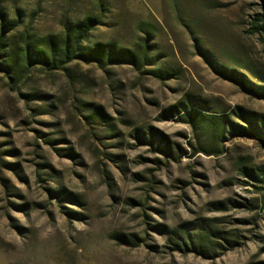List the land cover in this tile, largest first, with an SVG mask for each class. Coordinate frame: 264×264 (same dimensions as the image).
<instances>
[{"label": "rangeland", "instance_id": "rangeland-1", "mask_svg": "<svg viewBox=\"0 0 264 264\" xmlns=\"http://www.w3.org/2000/svg\"><path fill=\"white\" fill-rule=\"evenodd\" d=\"M15 6V40L93 15L91 43L148 38L152 57L0 72V264H264V1Z\"/></svg>", "mask_w": 264, "mask_h": 264}, {"label": "trees", "instance_id": "trees-1", "mask_svg": "<svg viewBox=\"0 0 264 264\" xmlns=\"http://www.w3.org/2000/svg\"><path fill=\"white\" fill-rule=\"evenodd\" d=\"M23 16L25 14H22L17 6L14 7L12 14L0 8V72L11 79L14 77L16 80L24 81L37 67L48 71L64 70L75 61L96 62L101 68L110 64L127 63L140 69V65L148 63L152 57L148 38H141L133 48L119 47L114 42L91 43L92 30L101 21L93 15L64 24L60 32L43 37H35L31 28L24 27L20 37L15 40L12 31L22 27L25 22ZM253 28L264 33V13L257 16ZM154 73L164 75L162 70H156ZM240 128L243 130L240 132L243 136L255 134L257 131L261 135L255 119L249 120L248 129ZM262 140L264 145V139ZM182 231L183 233L178 232L179 235H183L186 242L187 240L192 242L194 247L197 245L201 247L203 240L210 239L207 230L188 228Z\"/></svg>", "mask_w": 264, "mask_h": 264}]
</instances>
